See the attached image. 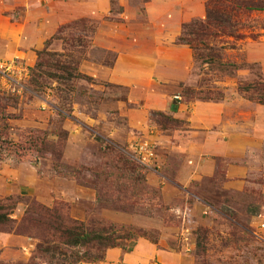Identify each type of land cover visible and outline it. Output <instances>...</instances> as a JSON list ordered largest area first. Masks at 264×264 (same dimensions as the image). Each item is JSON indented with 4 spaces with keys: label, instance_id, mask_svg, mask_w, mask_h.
Instances as JSON below:
<instances>
[{
    "label": "rangeland",
    "instance_id": "1",
    "mask_svg": "<svg viewBox=\"0 0 264 264\" xmlns=\"http://www.w3.org/2000/svg\"><path fill=\"white\" fill-rule=\"evenodd\" d=\"M205 1L21 0L14 8L18 20L38 2L56 26L39 71L36 52L31 65L0 60L22 69L0 75V204L12 221L0 226V264H50L26 235L35 204L86 228L145 231L158 251L145 264H264V105L236 89L264 82V10L247 15L244 38L220 45L218 60L237 69L192 61L189 83L136 89L87 74L111 67L113 48L155 37L174 44L169 37L202 18ZM64 67L75 78L60 74ZM199 90L213 99L199 100ZM175 102L176 112L162 110ZM196 103L206 106L194 109L191 126ZM141 142L153 148L148 168L130 155ZM113 249L77 264H129V252Z\"/></svg>",
    "mask_w": 264,
    "mask_h": 264
},
{
    "label": "trees",
    "instance_id": "2",
    "mask_svg": "<svg viewBox=\"0 0 264 264\" xmlns=\"http://www.w3.org/2000/svg\"><path fill=\"white\" fill-rule=\"evenodd\" d=\"M203 9L202 18L180 24L175 44L186 46L191 52L192 61L198 65L217 63L226 70L237 69L234 64L221 63L218 60L223 50V46L220 45L225 43L226 39L237 41L244 38L242 31L246 28L247 15L253 11L262 12L264 3L261 0H206ZM59 32L61 30L56 32V37L50 39H60ZM47 43L48 41H45L44 46ZM82 45V40H78L75 48L81 49ZM43 54L45 48L36 52L37 62L32 71H39L42 65L39 58ZM62 69L60 74L75 78L71 68ZM58 75H55L54 79ZM236 89L246 95V99L264 105V82L256 80L245 85L238 83ZM197 95L199 100L213 99L210 98V93H203L201 90ZM218 95L217 93L216 96ZM5 210L6 206L0 204V226L12 222ZM57 212L58 209L35 204L29 211V218L24 219L27 223L26 235L36 240L34 252L50 264L99 262L107 249L120 248L125 253L130 252L138 238L145 239L153 245L157 244L156 239L151 240L148 233L141 229L86 228L81 222L62 217Z\"/></svg>",
    "mask_w": 264,
    "mask_h": 264
},
{
    "label": "crops",
    "instance_id": "3",
    "mask_svg": "<svg viewBox=\"0 0 264 264\" xmlns=\"http://www.w3.org/2000/svg\"><path fill=\"white\" fill-rule=\"evenodd\" d=\"M17 5H22L21 0H17V3L15 0H0V60L15 58L24 64L31 65L35 59V52L42 49L43 42L53 32L56 23L55 21L53 23L55 19L45 16L46 11L41 9L38 2L32 9H26L20 19L15 20L10 14ZM177 35V31H174V34L169 37L174 44ZM135 43H128L124 49L123 47L113 48L116 52V59L112 66L109 68L90 66L87 71L89 77L112 85L135 89L153 83L184 84L190 82L189 69L192 66V56L186 46L172 44L166 47L161 44V40H157V37L147 43L144 42L143 45L140 44L141 46ZM148 53H153V55L141 58ZM169 67L170 72L163 71ZM172 98L177 99L176 96ZM179 105L177 102L168 105L165 103L162 110L168 109L170 112H176ZM205 106L206 104L201 103L191 106L192 110L188 117L189 125L192 126L194 122V109H201ZM109 251H115V249H108L106 253ZM157 252L154 245L145 240H138L132 251L123 255V262L145 264ZM160 255L162 257L164 254L160 253ZM160 258L157 257L158 261Z\"/></svg>",
    "mask_w": 264,
    "mask_h": 264
},
{
    "label": "built area",
    "instance_id": "4",
    "mask_svg": "<svg viewBox=\"0 0 264 264\" xmlns=\"http://www.w3.org/2000/svg\"><path fill=\"white\" fill-rule=\"evenodd\" d=\"M21 71V67L18 65L17 68L12 61L10 62H1L0 61V75L9 74L13 71ZM142 143V142H141ZM134 148H130V155L132 159L141 167L148 168L152 164V157H153V148L149 146L147 143H142ZM262 226V225H261Z\"/></svg>",
    "mask_w": 264,
    "mask_h": 264
}]
</instances>
